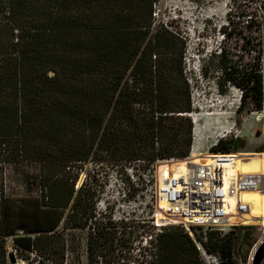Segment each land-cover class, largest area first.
Instances as JSON below:
<instances>
[{"label":"trees","instance_id":"obj_1","mask_svg":"<svg viewBox=\"0 0 264 264\" xmlns=\"http://www.w3.org/2000/svg\"><path fill=\"white\" fill-rule=\"evenodd\" d=\"M159 1L0 0V174L6 163H39L42 186L40 196L15 199L0 181V264H10L9 238L39 264H66L75 242L70 230L87 227L97 211V190L88 180L77 184L89 162L149 168L189 156L194 125L186 115L192 102L185 42L155 23ZM220 70L225 83L243 90V103L252 98L262 109L261 72L222 61ZM233 149L223 139L211 148ZM242 166L237 158L236 168ZM117 226L95 221L89 264H118L129 237L118 238ZM157 240V253L142 251L139 264H201L183 228H166ZM204 244L222 264H237L232 241L220 231L210 230Z\"/></svg>","mask_w":264,"mask_h":264},{"label":"rangeland","instance_id":"obj_2","mask_svg":"<svg viewBox=\"0 0 264 264\" xmlns=\"http://www.w3.org/2000/svg\"><path fill=\"white\" fill-rule=\"evenodd\" d=\"M154 17L155 23L167 24L185 42L183 67L192 102V111L186 115L194 125L191 150L197 141L199 152L219 153L210 147L217 140H232L234 149L222 153H237L243 164L237 170L264 175V102L262 109L252 98L243 103L241 88L225 83L220 70L221 61L228 62L242 71L261 72L264 82V0H161L155 4ZM163 168L171 169L172 164L166 163ZM156 169L153 164L147 168L143 162L112 165L92 161L85 165L77 184L88 180V189L97 190V211L87 227L70 230L75 242L67 252L66 264H89L87 241L96 220L116 223L118 238L129 237V243L136 242L139 248L132 252L125 242L122 250L127 248L138 258L140 250L154 251L144 238L165 230L158 232L151 223ZM0 181L8 197L42 194L39 163H6ZM245 199L251 208L242 221L254 228L239 226L222 233L232 241L233 256L239 264L246 261L259 241L263 239L264 244V195L251 192ZM124 224L130 232L126 235L122 233ZM194 231L208 240L210 230ZM18 233L25 231L19 229ZM13 245L9 238L8 252ZM15 255L17 264H39L37 255L21 251H15ZM97 259L102 261L101 257Z\"/></svg>","mask_w":264,"mask_h":264},{"label":"built area","instance_id":"obj_3","mask_svg":"<svg viewBox=\"0 0 264 264\" xmlns=\"http://www.w3.org/2000/svg\"><path fill=\"white\" fill-rule=\"evenodd\" d=\"M217 143L218 140L210 148ZM193 151L194 147L185 158L163 159L153 163L157 166V177L151 223L158 232L170 227H182L195 243L201 264H222V257L210 252L204 244L206 239L194 230L200 228L223 233L235 227L248 226L242 221V216L250 205L243 195L253 191L264 194V175H247L238 171L237 153L219 152L208 157H195ZM168 161L175 166L171 169L159 168ZM159 234L144 238L145 243L153 246L152 253H157ZM130 243L127 242L126 247L132 252L139 249L136 242ZM262 243L263 239L253 247L243 264L254 263L255 254ZM126 249L121 251L122 258L118 264H139L141 258ZM10 251L15 253L17 250L13 247ZM139 252L141 254V250Z\"/></svg>","mask_w":264,"mask_h":264},{"label":"water","instance_id":"obj_4","mask_svg":"<svg viewBox=\"0 0 264 264\" xmlns=\"http://www.w3.org/2000/svg\"><path fill=\"white\" fill-rule=\"evenodd\" d=\"M8 259L10 264H17L18 260L16 258V255L13 251L8 252ZM264 261V244L261 245L254 257V263L253 264H261Z\"/></svg>","mask_w":264,"mask_h":264},{"label":"bare ground","instance_id":"obj_5","mask_svg":"<svg viewBox=\"0 0 264 264\" xmlns=\"http://www.w3.org/2000/svg\"><path fill=\"white\" fill-rule=\"evenodd\" d=\"M227 136V135H226ZM196 146H197V141L195 142V146H194V151H193V153H194V156L195 157H199V156H203V157H205L206 155H207V153L208 152H206V154L205 153H201V152H199L198 150H197V148H196ZM166 163H170L169 161L168 162H165V163H163V165L164 164H166ZM163 165H161L159 168L161 169L162 168V166ZM175 165L174 164H172V168L174 167ZM238 171H240L241 173H243V171H241V170H238ZM244 174V173H243ZM253 192H255V193H262V192H260V191H253ZM247 193H251V192H247ZM247 193H245V194H247ZM245 194L243 195V198H244V200L246 201V199H245ZM263 194V193H262ZM264 195V194H263ZM247 202V201H246ZM248 203V202H247ZM250 205V204H249ZM250 208H251V206H250ZM250 210V209H249ZM248 210V211H249ZM247 211V212H248ZM19 263V262H18Z\"/></svg>","mask_w":264,"mask_h":264}]
</instances>
